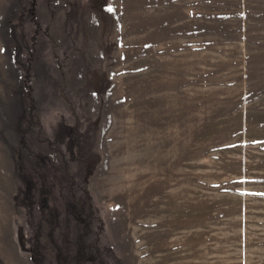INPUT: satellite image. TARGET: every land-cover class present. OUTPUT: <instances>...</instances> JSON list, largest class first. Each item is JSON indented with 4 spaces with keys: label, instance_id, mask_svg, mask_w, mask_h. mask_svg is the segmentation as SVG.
<instances>
[{
    "label": "rangeland",
    "instance_id": "obj_1",
    "mask_svg": "<svg viewBox=\"0 0 264 264\" xmlns=\"http://www.w3.org/2000/svg\"><path fill=\"white\" fill-rule=\"evenodd\" d=\"M0 264H264V0H0Z\"/></svg>",
    "mask_w": 264,
    "mask_h": 264
}]
</instances>
